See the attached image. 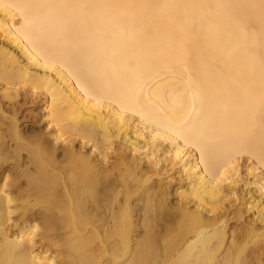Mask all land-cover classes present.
<instances>
[{"label":"bare ground","instance_id":"6f19581e","mask_svg":"<svg viewBox=\"0 0 264 264\" xmlns=\"http://www.w3.org/2000/svg\"><path fill=\"white\" fill-rule=\"evenodd\" d=\"M0 264H264V0H0Z\"/></svg>","mask_w":264,"mask_h":264}]
</instances>
